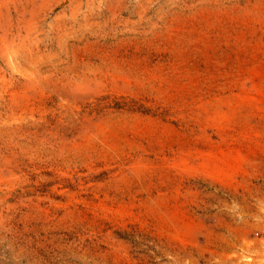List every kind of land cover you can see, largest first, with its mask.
<instances>
[{
	"label": "rangeland",
	"instance_id": "rangeland-1",
	"mask_svg": "<svg viewBox=\"0 0 264 264\" xmlns=\"http://www.w3.org/2000/svg\"><path fill=\"white\" fill-rule=\"evenodd\" d=\"M0 264H264V0H0Z\"/></svg>",
	"mask_w": 264,
	"mask_h": 264
}]
</instances>
